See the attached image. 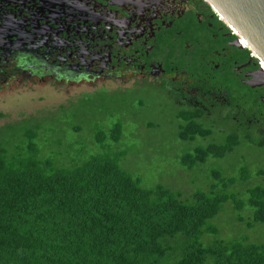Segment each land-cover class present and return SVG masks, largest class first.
I'll return each mask as SVG.
<instances>
[{"label":"trees","instance_id":"obj_1","mask_svg":"<svg viewBox=\"0 0 264 264\" xmlns=\"http://www.w3.org/2000/svg\"><path fill=\"white\" fill-rule=\"evenodd\" d=\"M120 93L136 92L112 94ZM111 97L101 96L97 111L112 113L113 119L127 101ZM140 99V110L157 102L152 95ZM70 104L0 126V264H264V246L247 239L201 243L202 236L216 231L210 223L233 189L245 188L241 208L252 211L253 224H264L257 158L252 162L256 183L245 176L250 158L264 155V145L219 134L194 112L170 109L168 124L175 129L182 168L205 178L191 194L163 184L145 187L111 156L130 137L146 139L144 149L151 147L160 123L140 116L145 122L127 136L129 120L117 117L94 135L92 147L78 128L73 140L63 130L68 123L60 122V113ZM78 112L72 113L76 119L82 117ZM137 116L132 112L127 118ZM82 118L86 126L93 124L90 116ZM238 159L245 166L235 174Z\"/></svg>","mask_w":264,"mask_h":264},{"label":"flooded vegetation","instance_id":"obj_2","mask_svg":"<svg viewBox=\"0 0 264 264\" xmlns=\"http://www.w3.org/2000/svg\"><path fill=\"white\" fill-rule=\"evenodd\" d=\"M245 50L205 0H0V88L134 91L261 146L264 75Z\"/></svg>","mask_w":264,"mask_h":264},{"label":"rangeland","instance_id":"obj_3","mask_svg":"<svg viewBox=\"0 0 264 264\" xmlns=\"http://www.w3.org/2000/svg\"><path fill=\"white\" fill-rule=\"evenodd\" d=\"M22 77L10 82L0 88V114L7 116L6 118H0V126L6 122L18 120L21 116L40 114L42 111H52L58 108L59 105H67L68 100L74 104H70L65 112L60 113V122L68 123L64 127V131L69 135V139L76 138L74 128L81 130V133L85 136L86 142L92 144L94 147V135L98 131H106L113 123L116 122L117 117L124 119L127 122L126 135H131L135 130L141 128V125L145 120H141V117H147V119L160 123L156 130L159 135L152 140L151 147L144 149L146 139H137L136 137H130L125 142L126 145L119 146L116 153L112 154V158L115 159L122 169L127 171L134 177L141 179L143 186L150 187L156 184H163L172 190H183L188 194L197 192L202 187V180H204V174H196L186 172L180 163V157L182 151L175 147L176 133L168 121L171 116V112L166 114L161 113V106L158 102L152 101L154 104L148 105V109H138L142 101L139 94H112L104 92H96L91 96H76L77 93L70 91L69 94L65 92H53L47 86L39 85L33 87L36 92L29 90L31 85L24 84ZM26 87V88H25ZM144 95V94H143ZM102 97L113 98L111 96H119L126 99V103L122 104L119 110V115L116 114L115 118H111L110 113L100 110L98 105L104 103ZM152 98V97H151ZM153 100V99H149ZM73 111L78 112V115L82 117L90 116L93 120V124L90 123L89 127L84 123V118H74ZM137 113V119L133 118L131 121L128 117L129 113ZM136 116V114H135ZM141 116V117H140ZM141 120V121H140ZM95 122V123H94ZM142 123V124H141ZM175 134V135H174ZM127 135V136H128ZM165 138V139H162ZM175 139V140H174ZM154 141V142H153ZM129 146H134L129 147ZM157 147V150L152 149ZM154 147V148H155ZM164 151H162V148ZM254 158H257L258 167L262 169L261 183H264V155L258 153V156L250 158L251 167L248 172L245 173L246 179L250 183H254L255 178V163H252ZM239 160V159H238ZM248 164V163H247ZM222 165H227L222 163ZM245 166L242 159L235 162L234 169L235 174H238V170ZM233 170V169H232ZM209 174L210 168L207 169ZM188 174V175H184ZM185 179H187L185 181ZM183 180L185 182H183ZM252 181V182H251ZM257 181V180H256ZM245 188L233 189L228 193L231 196V200L228 201L218 217L214 219L210 226H213L216 230L214 233H207L201 238V243L204 246H209L215 242H229L233 240L247 239L250 243H255L260 246H264V224L255 225L252 222V211L247 208H241L244 206L247 197L242 196ZM189 190V191H188ZM235 196V197H234Z\"/></svg>","mask_w":264,"mask_h":264},{"label":"water","instance_id":"obj_4","mask_svg":"<svg viewBox=\"0 0 264 264\" xmlns=\"http://www.w3.org/2000/svg\"><path fill=\"white\" fill-rule=\"evenodd\" d=\"M260 62L264 75V0H205Z\"/></svg>","mask_w":264,"mask_h":264}]
</instances>
